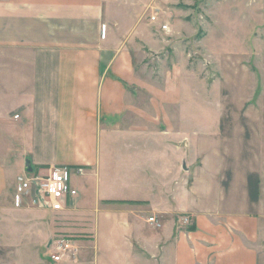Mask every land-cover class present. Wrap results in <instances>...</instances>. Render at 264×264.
Wrapping results in <instances>:
<instances>
[{
    "label": "crops",
    "instance_id": "crops-1",
    "mask_svg": "<svg viewBox=\"0 0 264 264\" xmlns=\"http://www.w3.org/2000/svg\"><path fill=\"white\" fill-rule=\"evenodd\" d=\"M109 2L0 0V264H255L261 121L232 119L228 98L204 124L184 63L149 67L167 56H147L139 16L127 27ZM28 163L72 168L61 213L88 234L79 258H42L54 213L17 204Z\"/></svg>",
    "mask_w": 264,
    "mask_h": 264
},
{
    "label": "rangeland",
    "instance_id": "rangeland-1",
    "mask_svg": "<svg viewBox=\"0 0 264 264\" xmlns=\"http://www.w3.org/2000/svg\"><path fill=\"white\" fill-rule=\"evenodd\" d=\"M108 1L107 7L115 11L127 27L130 24L126 23L139 16V29L143 32L137 46L145 50L147 56H167V62L151 61L149 67L158 70L165 64L168 70L174 63H184L183 79L187 87L200 90L199 119L204 120V124L215 118L216 108L213 105L210 109L211 104L217 103V99L226 103L229 98L233 108L238 107L232 119L260 120L264 140V0ZM153 15L157 19L153 20ZM165 24L167 29H163ZM143 40L149 41L152 47ZM191 99L188 95L187 103ZM73 179L78 180L75 176ZM53 213L51 239L62 235L80 239L78 254L73 259L79 258L86 232L73 229L78 224L74 223L77 220L72 214ZM190 223L191 219L184 224ZM40 253L42 258L50 260L47 247ZM28 257L33 264L37 260L35 254ZM255 264H264V250L256 257Z\"/></svg>",
    "mask_w": 264,
    "mask_h": 264
},
{
    "label": "built area",
    "instance_id": "built-area-1",
    "mask_svg": "<svg viewBox=\"0 0 264 264\" xmlns=\"http://www.w3.org/2000/svg\"><path fill=\"white\" fill-rule=\"evenodd\" d=\"M156 15L151 18L157 19ZM167 29V24L163 25ZM18 117V115L16 116ZM72 168L67 165L52 167L48 173L24 172L18 177L16 187V202L20 205H33L52 212H61L78 194L71 182ZM83 173V168L76 169ZM155 221L154 217L149 219ZM189 217L183 218L184 223H189ZM49 250L55 262H62L77 256L79 244L72 236L62 235L51 239Z\"/></svg>",
    "mask_w": 264,
    "mask_h": 264
},
{
    "label": "water",
    "instance_id": "water-1",
    "mask_svg": "<svg viewBox=\"0 0 264 264\" xmlns=\"http://www.w3.org/2000/svg\"><path fill=\"white\" fill-rule=\"evenodd\" d=\"M33 170H34V167L30 165V163H28V171L33 172Z\"/></svg>",
    "mask_w": 264,
    "mask_h": 264
}]
</instances>
